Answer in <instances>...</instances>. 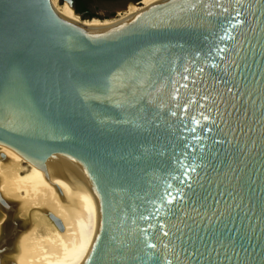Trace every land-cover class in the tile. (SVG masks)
<instances>
[{
    "label": "water",
    "instance_id": "1",
    "mask_svg": "<svg viewBox=\"0 0 264 264\" xmlns=\"http://www.w3.org/2000/svg\"><path fill=\"white\" fill-rule=\"evenodd\" d=\"M220 2L228 11L210 7L209 17L202 5L158 0L101 28L63 20L49 0H0V141L45 172L40 188L0 174V264H150L139 247L145 237L134 230L139 224L152 240L157 229L139 216L155 223L157 211L165 218L175 211L151 203L168 183L173 196L183 188L177 204L194 209L197 224L205 217L200 233L226 245L213 264H264V0ZM221 49L227 63L213 68ZM223 81L244 95L200 100L205 87L222 90ZM174 88L180 95L171 101ZM182 156L186 167L199 166L184 185L174 163ZM8 161L0 148V166ZM172 243L179 249L180 239Z\"/></svg>",
    "mask_w": 264,
    "mask_h": 264
},
{
    "label": "snow or ice",
    "instance_id": "2",
    "mask_svg": "<svg viewBox=\"0 0 264 264\" xmlns=\"http://www.w3.org/2000/svg\"><path fill=\"white\" fill-rule=\"evenodd\" d=\"M199 5H202L203 9L205 10V14L209 17H211L214 13L212 11H209L208 9L214 8V9H222L223 11L227 12L228 8L225 7L220 0H214V2L210 5L209 3L205 2V0H195V2H187L186 0V7L192 10H195ZM181 11H184L185 9L182 7L180 9ZM236 16H241L240 12L236 13ZM237 24H243L242 20H237ZM222 52H224V56L221 57L220 61L217 64H212L213 68H216L220 65L227 63V57L228 53L224 49H221ZM197 56L200 55V53H196ZM210 63V62H209ZM235 63V62H233ZM229 67L232 65L229 64ZM236 67L239 68V64H236ZM200 73L204 72L203 67H199L197 69ZM243 70L241 69V72ZM184 73L188 72V69L185 68L183 70ZM182 81H188L189 75H181ZM221 80H213L214 84H220ZM195 84L196 81H193ZM224 88L221 89H214L209 90L208 87L204 88L203 93L200 96V100L204 102L212 101L213 104L216 103V99L220 98L223 99L225 93L229 94L233 99L240 98L244 95V93L235 85L229 86L227 81H223ZM179 87L188 88L187 83H181ZM201 87H203V82H201ZM234 88L236 89L234 91ZM198 92L200 91V88L197 87L196 89ZM180 93L178 88H174L171 93V101H176L179 97ZM249 95H251L249 93ZM189 100L192 102H196V97L190 95ZM171 101L169 103H171ZM163 106V105H161ZM173 107H177V105H172ZM206 103H198L199 109H204L206 107ZM183 110H187L190 107V103L185 102L183 103ZM183 110L178 111H171L170 115L172 117H176L177 115H183ZM208 111L211 112L212 109L208 108ZM202 118L204 121H208L211 117L209 115H205L203 111L200 112ZM239 119V118H238ZM192 124H199L200 121L196 118L195 115L191 118ZM225 124H227V121H223ZM237 128H240L241 131H243V128L237 125ZM237 128H230V131L236 132ZM183 131L185 132H196L195 128H184ZM203 132H210V128H205L202 130ZM182 138V137H181ZM228 141V137L225 136L223 140L217 141L219 143H224ZM184 153L183 156L189 155L188 149L189 145L187 143L184 144ZM201 148H203V145H200ZM180 157L177 158V160L174 163L179 164V169H176L178 177H180V184H185L184 177H188L189 179H194L195 176H199V166L194 164H189L187 167L185 166L184 158ZM196 157L193 156V161H195ZM195 174V176L193 175ZM211 183V181H209ZM188 188H191V183L187 184ZM172 188V184L168 183L166 187L161 188L155 197L152 198L151 203L156 206V208L165 206L169 207L170 209L175 206V211L169 213L168 217L165 218L164 216H161L160 213L157 211L156 216L160 217L158 220L155 221V223H148L150 220V216L147 214H141L139 216V219L146 222L148 228L155 227L157 229L156 232L152 234L153 239L148 240L147 233L145 232V229L140 227L139 224H137L135 228V232H138L140 236L145 237V239L140 241L139 247L142 251H144L150 261V264H213L212 259L210 258L211 255H213L215 252H218L221 247L223 246L226 248V245H223L221 241L215 240L211 238L207 232L204 234L200 233L201 226L207 228L208 225H204L203 221L205 217L200 216V224H197L196 219L191 214V212H195L194 209L192 210H186L184 207H180L177 204V201L182 203L185 199V195L183 194V188H178L177 195L173 196L172 192L169 191V189ZM159 201V203H157ZM196 216H199V213H195ZM219 219V217L217 218ZM3 221L0 220V224H2ZM237 231H239V226H237ZM133 232L127 233V235H132ZM180 239V246L179 249H177L176 245L172 243L173 239ZM200 241L207 242L210 246L204 250L203 244L199 243ZM211 241V244H210ZM211 245H214L215 247H212ZM207 253V256L205 255ZM239 253L235 248V245L233 244V250H232V256H238ZM231 256L226 255L222 259L225 260H231ZM221 258L217 257V261H220ZM138 264H143V261H139Z\"/></svg>",
    "mask_w": 264,
    "mask_h": 264
},
{
    "label": "bare ground",
    "instance_id": "3",
    "mask_svg": "<svg viewBox=\"0 0 264 264\" xmlns=\"http://www.w3.org/2000/svg\"><path fill=\"white\" fill-rule=\"evenodd\" d=\"M60 1V0H59ZM158 0H140L137 7L124 11L115 19H104L100 21H93L92 18L88 21L81 20L77 14L74 13L73 8L66 0H62V8L56 9L52 5L54 12L63 20L71 23H83L87 26L113 27L117 24L125 23L136 15L140 14L145 9L152 6ZM50 2V0H49ZM61 2V1H60ZM82 21V22H81ZM0 148L7 151L9 154L8 163H1L0 174L13 179V184L27 187V188H40L45 182V172L40 161H34L22 154L19 150L11 145L0 141ZM26 161V163H24Z\"/></svg>",
    "mask_w": 264,
    "mask_h": 264
},
{
    "label": "rangeland",
    "instance_id": "4",
    "mask_svg": "<svg viewBox=\"0 0 264 264\" xmlns=\"http://www.w3.org/2000/svg\"><path fill=\"white\" fill-rule=\"evenodd\" d=\"M58 2L59 0H50V5H52L56 9H61L62 6H60ZM136 2L137 1L134 0V1H129V2L127 1L122 3H109V4L100 3L97 6H91V11L94 13V16L92 18H95L91 20L100 21L108 18L113 20L117 18L120 15V13L136 8L137 7ZM85 21H88L87 17L84 19V22ZM24 163H26V161H24Z\"/></svg>",
    "mask_w": 264,
    "mask_h": 264
},
{
    "label": "flooded vegetation",
    "instance_id": "5",
    "mask_svg": "<svg viewBox=\"0 0 264 264\" xmlns=\"http://www.w3.org/2000/svg\"><path fill=\"white\" fill-rule=\"evenodd\" d=\"M86 3L87 9L91 11V6H97L100 3L109 4V3H122V2H129L134 0H83ZM60 6H62V0L61 2H58ZM77 0H74V5L76 7ZM83 13V12H81Z\"/></svg>",
    "mask_w": 264,
    "mask_h": 264
},
{
    "label": "trees",
    "instance_id": "6",
    "mask_svg": "<svg viewBox=\"0 0 264 264\" xmlns=\"http://www.w3.org/2000/svg\"><path fill=\"white\" fill-rule=\"evenodd\" d=\"M75 10L79 13L83 12V17H93L94 13L87 9L86 3L83 0H77ZM95 19V18H92Z\"/></svg>",
    "mask_w": 264,
    "mask_h": 264
}]
</instances>
